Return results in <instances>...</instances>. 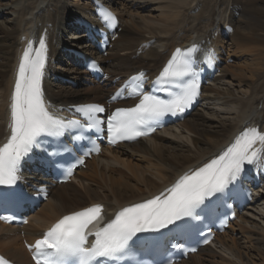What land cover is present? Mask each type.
<instances>
[{"label":"bare ground","instance_id":"bare-ground-1","mask_svg":"<svg viewBox=\"0 0 264 264\" xmlns=\"http://www.w3.org/2000/svg\"><path fill=\"white\" fill-rule=\"evenodd\" d=\"M1 1L4 0H0V4ZM87 1L80 0V5L85 7ZM101 1L108 2L107 7L120 17L121 31L115 32L114 36L118 35V38L110 47L125 53L122 57L119 54L108 58L97 55L110 81L117 77L127 78L140 70L153 76L174 48L190 47L193 42L207 41L202 47L214 44L218 53L224 54L222 44L225 41L222 39H228L233 54L251 53L256 58L219 69L220 78L204 88L202 103L191 114L194 122L169 127L133 145L104 150L87 163L85 170L76 171L72 182L53 188L48 201L31 216L28 226L16 229L0 223V253L17 264L30 262L22 244V233L25 239L33 240L64 215L86 207L103 205L106 214L148 200L162 193L186 172L214 158L245 129L256 125L264 132V0ZM14 2L19 9L13 12L12 22L0 23V145L9 134L8 109L14 72L25 46L23 40L30 35H37L38 39L44 35L49 40L50 77L48 75L45 79L44 88L47 100L53 105L65 108L103 104L112 91L99 87L78 90L51 82V76L65 77L58 72L59 67L55 68L53 61L70 57L76 63L83 62L67 53L68 49L79 48L66 43L62 36L75 29L81 33L73 38L85 37L79 22L91 19L93 8L71 11L68 0ZM148 4L156 6L149 15H144ZM208 8L209 13L206 12ZM155 11L158 15L151 17ZM189 11L194 13L191 22H187ZM201 17H207V23ZM86 93L99 95L101 100L91 101ZM214 122L218 124L216 130L206 126ZM259 167L264 171V163L260 162ZM256 194V204L238 216L231 231L218 236L212 246L205 247L188 260L194 259L193 264H264V254L261 257L244 252L234 236L235 223L240 224L237 227L242 231L250 226L256 229L254 239L264 245V190L260 188ZM256 211L260 216L255 214ZM250 216L260 217L263 224ZM250 247L248 250L254 249ZM216 258H221V262H215ZM188 260L179 264H189Z\"/></svg>","mask_w":264,"mask_h":264},{"label":"snow or ice","instance_id":"snow-or-ice-1","mask_svg":"<svg viewBox=\"0 0 264 264\" xmlns=\"http://www.w3.org/2000/svg\"><path fill=\"white\" fill-rule=\"evenodd\" d=\"M102 18L108 23L115 19L111 12L103 13ZM195 51V46L187 50L177 49L158 77L160 87L156 91L167 93L169 99L144 93L139 85L132 87L133 94L140 96L139 103L131 108H119L108 117L110 143L148 135L149 131H155L154 127H149L153 122L168 114H182L191 106L200 94L198 73L194 67ZM47 59L43 37L39 39L38 47H34L32 41L27 43L11 96L10 132L6 142L0 145V186L17 183L21 161L38 144L39 138L60 137L70 129L85 127L78 121L65 122L49 110L42 87ZM77 111L87 117L88 128L99 129L105 123L97 117L98 113L104 112L100 105H83ZM92 151L99 152V148L89 149L86 155ZM262 154L264 132L248 128L202 167L183 175L152 199L122 208L110 220H105L100 204L64 215L41 239L29 245L35 264H102L101 258L115 257L123 252L139 233L159 231L170 225L179 229L182 226L178 221L196 216V210L206 199L225 192L241 177L245 165H252ZM78 163L83 164L84 160L79 159ZM68 175H71V169ZM11 203L0 196V208ZM0 219L10 220L11 217L0 216ZM89 237H94L91 244ZM174 247L181 248L182 245ZM0 264L10 262L0 256Z\"/></svg>","mask_w":264,"mask_h":264},{"label":"rangeland","instance_id":"rangeland-1","mask_svg":"<svg viewBox=\"0 0 264 264\" xmlns=\"http://www.w3.org/2000/svg\"><path fill=\"white\" fill-rule=\"evenodd\" d=\"M68 1H69V5L71 6V9H72L71 11H75L77 9L89 10V9L93 8L92 7V0H88L87 1L88 4L85 5V7H82V5H80L81 4L80 0H68ZM109 1H111V0H109ZM112 1L116 2L117 0H112ZM16 3L17 2H14V0L1 1V4H0V23L5 22V21L12 22V20L14 18L13 16L15 15V13H13V12H16L19 9L18 5L16 7ZM104 3H105V5H108V2H104ZM3 4H5V5H3ZM6 4L7 5L9 4V5L7 6ZM1 5H2V7H1ZM155 6H152V4H148L147 5L148 9L146 10V12H143L142 14L145 13L144 15H149V12L152 11V9L155 8ZM209 10L210 9L208 8V10L206 12L209 13ZM189 12L190 13L187 12V16H188L187 22L192 21L191 18L194 14L191 11H189ZM83 14L85 15L86 12ZM151 15H152L151 17H155L156 15H158V12L157 11L152 12ZM200 19H204L207 23V17H201ZM80 33L81 32H79V30H75V29L68 30V31H66V33L63 34L62 38L65 40L66 43H71V45L78 47L79 49L77 51L81 52L85 57L96 58L95 57V56H97V54H95L96 50L93 47V45L90 47L89 41L87 40L86 37L73 38L74 36H76ZM222 40L225 41L222 44V46H223V50H224L223 51L224 52L223 60L225 59L226 62L223 61V65L221 66V68H225L226 66H231L233 64H240V63L244 62L245 59H248V61H252L253 58H256L251 53L233 54L234 49L229 44L228 39H222ZM71 45L69 44V46H71ZM118 54L121 55V57L125 55L124 52L117 51L116 48L110 47L109 50L106 52L105 58H108L109 56L111 57V55H113V57H115L114 55H118ZM228 54H230V55L227 56ZM60 60H62V62ZM60 60L56 61V67L55 68L59 67V69H58L59 71L58 70L57 71L60 72L61 75L65 76V77H61V78H64L65 81L63 79L59 80L57 82H54L51 80V82H53L54 85L55 84H57V85L62 84L63 86L65 85L64 87L70 86V88L72 87L73 89H78V90H88L90 88H96V87H99L101 89L103 88L105 90H109L111 88V85L109 82H106L103 85L96 83L95 80L89 75V73L82 67V64H80L78 61L76 63V61H74L70 57H62V58H60ZM75 60H76V58H75ZM220 75H218V78H220ZM231 75L232 74H230V72H229V77ZM222 83H223V81L217 82V84H222ZM53 89H55V88L53 87ZM221 89L223 90V88H221ZM55 90H58V89H55ZM86 95L88 96V99L91 101L92 100H96V101L101 100V97H99V95L96 96L94 93H86ZM198 109L199 108H197L195 110V112ZM186 120H185V122H183L181 124L190 123V121L194 122L195 118L193 117V115H191ZM214 123H211V124L207 123L206 126L210 127L211 130H216L217 128H215V127H218V124H217V122H214ZM189 135L192 137H195L193 134H189ZM174 146L175 145H172V147H174ZM255 214H257V215L259 214L258 216H260V213H258L257 211L255 212ZM250 217L252 219L256 220L257 222L261 223V225L263 224V222L259 219L260 217H252V216H250ZM235 224H236L235 227L237 230L235 229V235L234 236H235V238L238 239L239 246L244 250V252L248 251L251 254H257V256L262 257L264 254V245L262 243L258 242L257 239H254L256 237H255L253 231H256V229L253 230L252 228H250V226L249 227L247 226V228L245 226H242V227H245V228H243L244 229L243 231H245V232H243L241 229H239V227H237V224L238 225H240V224L239 223H235ZM263 226H264V224H263ZM247 229H248V231H247ZM249 229H251V230H249ZM230 231H231V229H230ZM249 237L250 238L253 237V238L250 239ZM250 246H252L254 248L253 250H255L256 252L253 251L252 249H251V251L248 250V247L251 248ZM246 248H247V250H246ZM219 261L221 262V258L215 259V262H219ZM192 262H194V259L191 258L190 261L188 260L189 264H193ZM219 264H222V263H219ZM223 264H225V263H223Z\"/></svg>","mask_w":264,"mask_h":264}]
</instances>
